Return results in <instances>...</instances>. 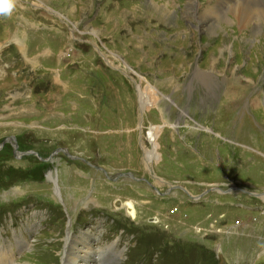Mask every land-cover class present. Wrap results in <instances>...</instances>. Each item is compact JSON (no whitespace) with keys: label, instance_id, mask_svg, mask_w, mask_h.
Here are the masks:
<instances>
[{"label":"rangeland","instance_id":"374dc122","mask_svg":"<svg viewBox=\"0 0 264 264\" xmlns=\"http://www.w3.org/2000/svg\"><path fill=\"white\" fill-rule=\"evenodd\" d=\"M208 2L177 0L173 20L145 0H16L0 15L12 264H59L66 243L79 264H264V25L223 29L227 11L201 27L185 7Z\"/></svg>","mask_w":264,"mask_h":264},{"label":"bare ground","instance_id":"6f19581e","mask_svg":"<svg viewBox=\"0 0 264 264\" xmlns=\"http://www.w3.org/2000/svg\"><path fill=\"white\" fill-rule=\"evenodd\" d=\"M150 3V5L146 6L147 8L143 13L147 14L152 19H163L167 20L169 18H173L175 13L182 8L177 6L175 0H145ZM181 1V0H180ZM185 1V0H183ZM208 4H197L195 3L193 8L192 6L187 5L185 8L186 14L188 12H192L190 15L197 20L201 27H207L208 29H216L219 21L223 20L226 16L227 11L231 13L230 18L234 21L225 20V27L223 29H229L232 26H238V29H252V34H254V29L252 26H256V21L259 20L262 25H264V0H260L257 2L256 0H250L246 4H237V0H218L217 5H213L212 1L208 0ZM230 3V4H229ZM181 10V9H180ZM173 20V19H172ZM177 23V22H176ZM261 29V28H259ZM222 31V30H221ZM223 32V31H222ZM239 32V31H238ZM236 33V29H235ZM259 33V32H257ZM252 40V39H251ZM237 41V40H236ZM204 79L209 80L210 76H206V74H201ZM202 80V79H201ZM205 80V81H206ZM153 91V90H152ZM144 94V93H143ZM141 95L142 100L144 99V95ZM228 101V100H227ZM143 103V102H142ZM144 105V104H143ZM13 141V139H11ZM16 146V145H15ZM157 147V144H156ZM52 156V155H51ZM50 156V157H51ZM52 159V157H51ZM175 188V187H173ZM132 211L130 212L132 216H134V208L132 204L128 206ZM73 237L70 238L69 243L72 244ZM75 245V244H74ZM110 248L113 246L106 247V249H99V256L101 254H106ZM113 251V250H112ZM111 251V252H112ZM117 258L120 256V253L112 252ZM112 256V255H111ZM80 256L75 255L74 253L70 256V251L67 252V263L66 264H79L78 259ZM101 259V258H100ZM111 259V258H110ZM5 261V260H4ZM3 261V263H4ZM102 261V260H100Z\"/></svg>","mask_w":264,"mask_h":264},{"label":"clouds","instance_id":"9594fccd","mask_svg":"<svg viewBox=\"0 0 264 264\" xmlns=\"http://www.w3.org/2000/svg\"><path fill=\"white\" fill-rule=\"evenodd\" d=\"M16 0H0V15H9L13 11Z\"/></svg>","mask_w":264,"mask_h":264},{"label":"crops","instance_id":"0c3cea01","mask_svg":"<svg viewBox=\"0 0 264 264\" xmlns=\"http://www.w3.org/2000/svg\"><path fill=\"white\" fill-rule=\"evenodd\" d=\"M259 225H255V228H257L256 233H253L254 235L260 237L262 239V242H264V230L261 232V228L264 229V222H262V219L259 221ZM258 247H263L264 244H256Z\"/></svg>","mask_w":264,"mask_h":264},{"label":"water","instance_id":"95a60500","mask_svg":"<svg viewBox=\"0 0 264 264\" xmlns=\"http://www.w3.org/2000/svg\"><path fill=\"white\" fill-rule=\"evenodd\" d=\"M8 141H9V140H8ZM14 147H15L16 155H17V154H19V152H17V150H18V147H17V146H14ZM64 152L66 153V151H65V150H64ZM31 153H32V152H31ZM31 153H30V152H29V153H26V155H27V154H31ZM24 154H25V153H24ZM20 155H21V154H20ZM20 155H19V156H20ZM34 155L38 156V154H37V153H36V154H34ZM51 157H52V156H51ZM51 157H49V158L47 159V161H50V160H51Z\"/></svg>","mask_w":264,"mask_h":264},{"label":"flooded vegetation","instance_id":"af4514ba","mask_svg":"<svg viewBox=\"0 0 264 264\" xmlns=\"http://www.w3.org/2000/svg\"><path fill=\"white\" fill-rule=\"evenodd\" d=\"M15 146V145H14ZM53 157V156H52ZM176 188V187H175ZM173 189V188H172ZM258 195V194H255ZM260 197H263L262 199H264V195H261ZM131 215V213H129Z\"/></svg>","mask_w":264,"mask_h":264}]
</instances>
